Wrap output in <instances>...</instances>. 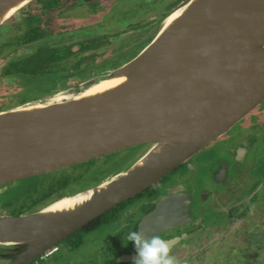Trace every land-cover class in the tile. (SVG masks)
<instances>
[{
	"label": "water",
	"instance_id": "water-1",
	"mask_svg": "<svg viewBox=\"0 0 264 264\" xmlns=\"http://www.w3.org/2000/svg\"><path fill=\"white\" fill-rule=\"evenodd\" d=\"M31 1L0 0V26L13 16L2 19L10 9ZM179 9L180 17L163 31L168 14L144 50L97 80L124 75L121 86L60 105L0 111V199L26 180L144 149L127 170L69 196L87 198L73 209L46 212L52 203L31 214H0V258L8 264H31L158 183L264 102V0H185ZM182 198L171 194L146 221L177 223L185 214Z\"/></svg>",
	"mask_w": 264,
	"mask_h": 264
},
{
	"label": "flooded vegetation",
	"instance_id": "flooded-vegetation-1",
	"mask_svg": "<svg viewBox=\"0 0 264 264\" xmlns=\"http://www.w3.org/2000/svg\"><path fill=\"white\" fill-rule=\"evenodd\" d=\"M148 1L133 6V14L143 13L144 19H118L116 25L106 22L121 17L123 0L29 2L0 26V110L37 103L63 91L78 94L130 62L117 65V59L134 48L122 43L138 38L143 33L139 27L147 24L150 29L140 37H151L137 49L139 54L156 37L168 14L185 0H150L154 10L146 11L143 4ZM91 27L105 32L92 36V31L85 30ZM253 117L255 121L245 118L158 183L67 237L52 255L43 258L42 254L31 264H133L135 245L124 246V236L132 230H142L147 236L159 234L169 242L177 264H264V112H255ZM96 160L83 163L80 172L68 168L51 173L71 175V184L35 208L78 194L63 192L81 184L96 168ZM172 173L178 178L163 183ZM57 178L51 177L46 185ZM28 186L35 191L39 184ZM173 193L183 197L184 216L177 223L147 222L156 206ZM26 201L30 206L32 198ZM17 207L16 211L3 210L19 216L21 205ZM8 263L0 258V264Z\"/></svg>",
	"mask_w": 264,
	"mask_h": 264
},
{
	"label": "rangeland",
	"instance_id": "rangeland-1",
	"mask_svg": "<svg viewBox=\"0 0 264 264\" xmlns=\"http://www.w3.org/2000/svg\"><path fill=\"white\" fill-rule=\"evenodd\" d=\"M150 1V0H149ZM147 2L146 4L143 5H147V10L146 11H152L154 10V7H152V4H150V2ZM180 1V0H178ZM177 1V2H178ZM123 8L121 10V17L118 16L119 18L115 17V19H111L112 21L106 22V24H114L116 25V23H118V19L121 20H125L126 21H136L137 19H144L145 14L140 13V14H133L134 11H136V9L133 7L134 3H144V0H123ZM124 4H128V5H124ZM176 4V3H175ZM130 8V11H129ZM129 12V13H128ZM137 13V12H136ZM117 18V20H116ZM124 21H122L121 23L123 24ZM105 24V25H106ZM141 30L143 31V33L140 35H138V38H132V39H128L127 41L122 43V46H124L125 44H130L131 47H134L133 49L128 50L124 55H122L121 57H119L117 59V65H121L127 61H131L136 55H137V49H140L141 47H143L148 41L151 36L145 37V38H141L140 36H143L150 28L146 25H142ZM86 31L90 30L92 32H90L89 34H93L94 33H102L105 32L104 30H100L98 27H94V28H89V29H85ZM84 31V30H83ZM4 31H1V34H4ZM103 35V33H102ZM137 39H141L138 41L137 44H135ZM5 40V39H4ZM136 45V46H135ZM56 84L53 83L52 87H55ZM65 86V85H64ZM64 93H70L73 94L70 91H63ZM62 93V92H61ZM54 95V94H53ZM53 95H49L47 96L45 99H43L40 102L37 103H48V100L50 98L53 97ZM31 104H36V103H30L28 105H24V106H29ZM9 108V107H7ZM7 108L1 109L0 111L6 110ZM260 111L264 112V102L262 103L261 107H259L256 111H254L251 115H249L247 117V119L253 120L255 121L256 118L253 117L255 112L258 114ZM246 119V120H247ZM240 124V123H239ZM143 148L140 147H135L133 149L127 150V151H123V152H119L116 154H112L109 155L107 157L98 159L95 161V166L96 168L91 171V173L89 174V176L86 177V179L82 180L81 184H76L75 186L66 189L63 193L64 194H72L75 192H80L83 190H86L88 188L91 189L92 186H96L100 183H102L104 180L106 179H111L113 175H115L116 173H120L122 171L127 170L128 168H130V166L135 162V160L142 154L143 152ZM98 163V164H97ZM84 166L82 165H78L77 167H72L69 169H72L74 171L80 172L81 170H83ZM177 173V172H176ZM178 178V176H175V173H172L169 175V178L163 181V183H167L168 181H172L174 182L175 179ZM30 180H26L24 182H22V184H20V186L18 188H20L21 190H18L16 193L10 195L9 197L5 198L2 197L0 199V214H4V215H8V211L7 210H3L6 207H10L11 210H14L16 206L18 205H23L28 203L26 201V199L29 196V186H28V182ZM93 187V188H94ZM14 189H16V186H14ZM42 208V207H41ZM17 215V214H15Z\"/></svg>",
	"mask_w": 264,
	"mask_h": 264
},
{
	"label": "bare ground",
	"instance_id": "bare-ground-1",
	"mask_svg": "<svg viewBox=\"0 0 264 264\" xmlns=\"http://www.w3.org/2000/svg\"><path fill=\"white\" fill-rule=\"evenodd\" d=\"M20 6L10 9L2 19H8L11 15H15L20 9ZM184 10H174L169 14L165 22L163 23V31L168 29L182 14ZM127 81V77L124 75L121 76H107L106 78L102 79L101 81H96L94 84H92L90 87H88L85 90L80 91L78 94H70V93H59L52 98L48 100V103L46 105H43L45 103H36L31 104L26 109H39L44 108L48 105H60L63 103L68 102H74L79 101L86 98L91 97H97L104 93H107L109 91H112L113 89L121 86ZM24 109V108H21ZM88 197V196H87ZM87 198L85 195H79L73 198L70 197H64L60 201H56V203H53L50 205L46 212H62L69 209H73L76 205L81 204L83 201H85Z\"/></svg>",
	"mask_w": 264,
	"mask_h": 264
},
{
	"label": "clouds",
	"instance_id": "clouds-1",
	"mask_svg": "<svg viewBox=\"0 0 264 264\" xmlns=\"http://www.w3.org/2000/svg\"><path fill=\"white\" fill-rule=\"evenodd\" d=\"M129 242L134 243L137 253L133 264H177L169 242L159 234L147 236L142 230H132L124 236V246L127 247Z\"/></svg>",
	"mask_w": 264,
	"mask_h": 264
},
{
	"label": "trees",
	"instance_id": "trees-1",
	"mask_svg": "<svg viewBox=\"0 0 264 264\" xmlns=\"http://www.w3.org/2000/svg\"><path fill=\"white\" fill-rule=\"evenodd\" d=\"M88 164H90V163H88ZM53 176L59 177V178H57L53 183L46 185V182H48L49 179ZM70 178H71V175H65L64 173H61V174H48V175L36 178L34 180H30L28 183H31V184L38 183L39 186L35 189V191L34 190L31 191L29 189L28 198L29 199L32 198V202H31L30 206H28V204L21 205V208L19 209L20 213L18 215H23L25 213L31 214V213L36 212L37 209L35 207L39 203H42V201L47 199L49 196L55 194L59 190L62 191L63 188L69 186L71 184ZM55 183H56V185H53ZM18 208L19 207L14 209V211H16Z\"/></svg>",
	"mask_w": 264,
	"mask_h": 264
},
{
	"label": "built area",
	"instance_id": "built-area-1",
	"mask_svg": "<svg viewBox=\"0 0 264 264\" xmlns=\"http://www.w3.org/2000/svg\"><path fill=\"white\" fill-rule=\"evenodd\" d=\"M55 251H56V247H53L52 249L46 251V252L44 253L43 258H46V257L52 255Z\"/></svg>",
	"mask_w": 264,
	"mask_h": 264
}]
</instances>
